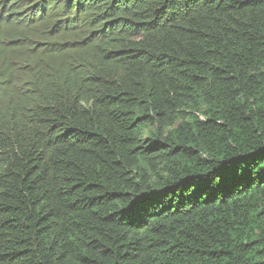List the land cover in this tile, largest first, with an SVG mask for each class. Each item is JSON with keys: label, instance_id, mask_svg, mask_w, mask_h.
Returning <instances> with one entry per match:
<instances>
[{"label": "trees", "instance_id": "16d2710c", "mask_svg": "<svg viewBox=\"0 0 264 264\" xmlns=\"http://www.w3.org/2000/svg\"><path fill=\"white\" fill-rule=\"evenodd\" d=\"M0 264H264V0H0Z\"/></svg>", "mask_w": 264, "mask_h": 264}]
</instances>
